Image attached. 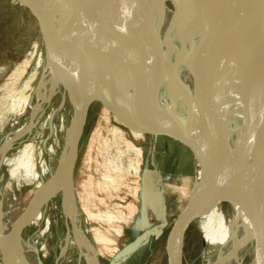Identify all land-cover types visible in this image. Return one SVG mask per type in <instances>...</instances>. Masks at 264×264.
<instances>
[{
  "label": "bare ground",
  "instance_id": "6f19581e",
  "mask_svg": "<svg viewBox=\"0 0 264 264\" xmlns=\"http://www.w3.org/2000/svg\"><path fill=\"white\" fill-rule=\"evenodd\" d=\"M90 1L97 9V15L81 0H33V5L56 25L62 38L72 44L84 41L92 51L100 47L105 39H114L113 47H116L111 51L116 60L114 63L102 66L100 58L104 56L103 52L97 53L90 62L101 68L99 74L106 84V77H115V85H108L120 95H126L130 89L129 74L120 62L130 60L132 54L118 47L140 48L143 42L144 68L147 70L146 65L155 62L156 55L160 56L162 62L157 82L147 81L158 106L166 104L183 117L191 116L192 122L197 123L202 117L193 88L204 89L211 101H216L219 106L217 120L224 122L231 147L236 150L242 146L250 127V110L256 100L264 95L259 90L264 88V5L260 7L250 0H154L143 9L141 0ZM147 1L143 0L144 3ZM167 3L172 4L171 13ZM36 58L34 71L30 75L26 76L23 68L12 73L11 89L18 82L21 85L18 91L11 90L8 108L14 115L13 122L20 116H29L32 129L42 122L45 110L50 105H54L51 118L57 117L67 107L72 115L68 121L62 120V125L67 124L65 142H62L63 152L57 162L50 160L46 164L42 159L36 160L33 141L32 145L26 142L19 156L10 161L12 167L8 170L12 177L22 170L25 179L35 183V189L57 175L52 184L55 187L44 200L34 204L27 219L33 216L34 221L43 219L47 204L58 199L66 228L61 239L59 259L74 251L76 259H69L71 264H96L98 251L90 237L86 236L85 221L75 190L60 171L76 126L72 102L80 103V92L69 72L46 61L40 52ZM174 63H177V67L170 74V67ZM197 63H200V68ZM238 63L243 65L247 75L237 68ZM249 82L253 84L251 87L248 86ZM25 128L13 132L9 139L22 136ZM54 151V147L49 149L50 155ZM4 154H7L5 146L0 148V165L5 161L4 156L1 158ZM110 165L115 171L118 168L114 161ZM252 165L256 166L255 161ZM190 195L183 215L200 231L205 243V264H243L246 257H253L256 234L252 220L240 206L218 199L197 163ZM5 209L0 191V222ZM48 226L49 221H46V228ZM10 234L4 235L0 229V241L12 236ZM33 252L36 249L32 245L20 237H14L0 248V264H35L30 260Z\"/></svg>",
  "mask_w": 264,
  "mask_h": 264
},
{
  "label": "rangeland",
  "instance_id": "374dc122",
  "mask_svg": "<svg viewBox=\"0 0 264 264\" xmlns=\"http://www.w3.org/2000/svg\"><path fill=\"white\" fill-rule=\"evenodd\" d=\"M153 1L144 3L141 0L142 8ZM167 5L171 13L172 4ZM38 52H42L44 58L43 43L33 16L17 0H0V147L13 132L23 129L29 121V116H20L13 122L14 115L8 108L12 90L10 83L14 72L23 68L28 76L34 71ZM20 85L18 82L13 90L18 91ZM53 108L54 105L46 108L45 119L43 117L39 125L1 156L5 159L0 165V191L6 208L1 220L3 234L11 230L36 186L25 179L22 170L12 177L8 170L12 167L10 161L19 156L20 149L27 143H34L32 147L36 160L42 159L46 164L50 160L57 162L63 152L67 124L62 125V120L68 121L72 113L66 107L57 117L51 118ZM52 147L55 153L50 155ZM111 161L120 169L113 170ZM194 179L195 161L187 149L164 138L131 135L99 104L92 105L78 150L72 185L85 221L86 236L90 237L98 251L96 264H115L113 259L116 254L141 231L163 223V207H169L164 212L166 227H159L139 252L118 263L167 264V235L178 212L183 214L190 202ZM44 215L43 219L34 221L22 233V239L36 249L30 260L35 264H71L69 261L76 257L74 251L68 252L64 259H58L61 239L66 231L60 201H50ZM46 221H49L48 228ZM205 261V243L198 227L191 225L186 237L183 264H205ZM245 263L252 264L250 258H245Z\"/></svg>",
  "mask_w": 264,
  "mask_h": 264
},
{
  "label": "water",
  "instance_id": "95a60500",
  "mask_svg": "<svg viewBox=\"0 0 264 264\" xmlns=\"http://www.w3.org/2000/svg\"><path fill=\"white\" fill-rule=\"evenodd\" d=\"M81 1L97 15V9L90 0ZM250 1L260 7L264 5V0ZM17 2L33 16L38 25L44 48V59L69 72L80 92V103L77 104L74 100L72 102L73 115L76 118L75 130L60 165V171L65 175L67 181L72 184L78 150L90 108L94 104H99L119 126L131 135L164 138L187 149L195 163L204 172L206 181L214 188L218 199L227 204L240 206L250 217L255 229L256 247L253 257L246 258H250L252 264H264V95L259 97L254 107L251 108L248 133L242 146L234 150L226 134L224 122L217 120V116L220 114L219 106L216 101H211L204 89H199L196 86L193 88V95L202 117L197 123L192 122L191 116L183 117L166 104L158 106L147 81L157 82L161 74L162 62L160 56L156 55L155 62L147 64V70L144 68L145 48L143 42L140 48L122 45L118 47L132 54L130 60L120 62L125 66L130 77L129 92L126 95H120L111 85H108H115V77H106L108 81L106 84L99 74L101 68L99 69V66H94L90 62L97 53L102 52L105 53L100 58L102 66L105 67L116 61L111 53L116 47H113V38L105 39L100 47L92 51L87 48V43L84 41L72 44L64 40L56 25L34 7L33 0H17ZM198 65L200 68V63ZM176 67L177 63L172 64L169 73L172 74ZM237 68L247 75L243 65L238 63ZM252 85L249 82L248 86ZM259 90L264 93L263 87ZM25 127L22 136L14 140H7L0 148L5 146L7 152L12 144L25 136L31 130V120ZM253 161L256 166H251ZM56 179L57 175L48 180L41 188L34 190L25 208L16 217L11 230L7 233L14 236H8L5 240H1L0 248L7 245L14 237L22 238L23 230L34 222L35 216L27 219L31 209L35 203L48 196L55 187L52 184ZM164 212L165 208H163V223L159 226L160 228L167 225L164 220ZM191 225L190 219L178 212L167 235L165 247L167 264H183L186 237ZM150 235L151 230L144 231L125 245L116 254L113 262L118 264L125 261L148 242Z\"/></svg>",
  "mask_w": 264,
  "mask_h": 264
},
{
  "label": "flooded vegetation",
  "instance_id": "af4514ba",
  "mask_svg": "<svg viewBox=\"0 0 264 264\" xmlns=\"http://www.w3.org/2000/svg\"><path fill=\"white\" fill-rule=\"evenodd\" d=\"M188 205H189V204H188ZM188 205H187V206H188ZM163 208H164V207H163ZM168 208H169V207H166V208H165V211H166ZM186 209H187V207H186ZM185 211H186V210H185ZM159 226H160V225H153V226L149 227V228L146 229V230H151V234H152V233H154L155 231H157V230L159 229ZM146 230L141 231V233H140L139 235H141V234H142L144 231H146ZM139 235H138V236H139ZM138 236H136V237H138ZM136 237H135V238H136ZM135 238H133V240H134ZM133 240H132V241H133ZM143 246H144V245H143ZM143 246H141L136 252H134L132 255H130L126 260H128L129 258H131V257H132L133 255H135L137 252H139V251L142 249Z\"/></svg>",
  "mask_w": 264,
  "mask_h": 264
}]
</instances>
